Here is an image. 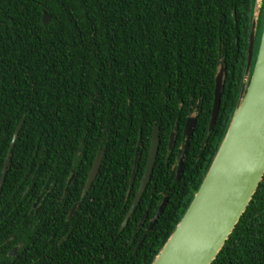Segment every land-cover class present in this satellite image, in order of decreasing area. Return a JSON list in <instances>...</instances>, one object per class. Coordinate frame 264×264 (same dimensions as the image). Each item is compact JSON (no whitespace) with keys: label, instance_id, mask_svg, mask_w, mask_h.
Here are the masks:
<instances>
[{"label":"trees","instance_id":"16d2710c","mask_svg":"<svg viewBox=\"0 0 264 264\" xmlns=\"http://www.w3.org/2000/svg\"><path fill=\"white\" fill-rule=\"evenodd\" d=\"M255 1L0 0V179L24 120L0 193V264L154 262L226 135ZM44 14L52 18L48 26ZM222 67L221 108L209 133ZM190 109L197 124L176 182ZM155 126L161 142L152 179L121 231ZM100 149V171L83 197ZM213 264H264V179Z\"/></svg>","mask_w":264,"mask_h":264},{"label":"water","instance_id":"95a60500","mask_svg":"<svg viewBox=\"0 0 264 264\" xmlns=\"http://www.w3.org/2000/svg\"><path fill=\"white\" fill-rule=\"evenodd\" d=\"M236 18V12H234ZM263 18V23L261 22ZM52 18L43 16L48 26ZM262 24V29H261ZM225 68L222 67L215 87L209 133L216 125L223 96ZM197 118L190 116L184 129L185 146L180 153L176 181L184 173V161L195 133ZM24 120L17 127L11 149L16 145ZM160 127H155L144 176L134 202L122 224L123 231L147 190L156 165L160 147ZM173 142V141H171ZM11 149L0 179V193L3 190L10 160ZM104 158L99 150L89 172L84 188L85 197L97 179ZM139 149L134 162L132 180L138 167ZM264 179V0H256L251 21L248 56L243 84L226 135L219 151L185 215L176 230L152 264H213L224 249L227 241L247 212L255 194ZM74 177L68 183L73 182ZM67 187V189H68ZM169 199L166 198L150 223V232L164 213ZM76 207L70 213L72 218ZM146 233V234H147ZM146 235L139 242L141 248ZM15 248L11 255H16Z\"/></svg>","mask_w":264,"mask_h":264},{"label":"flooded vegetation","instance_id":"af4514ba","mask_svg":"<svg viewBox=\"0 0 264 264\" xmlns=\"http://www.w3.org/2000/svg\"><path fill=\"white\" fill-rule=\"evenodd\" d=\"M190 116H192V117H196L197 118V116H196V113L195 112H193V110L192 109H190L189 110V114H188V118L190 117ZM188 120V119H187ZM186 126V125H185ZM155 127H157V126H155ZM154 127V128H155ZM185 129V128H184ZM171 141H173V142H171ZM183 141H184V145H183V148L178 152V154H177V160H178V165H179V162H180V153L183 151V149H184V146H185V139H184V132H183ZM150 146H151V144H150ZM175 146H176V133L175 132H173L172 134H171V139H170V142H169V147H170V150H174V148H175ZM139 149V148H138ZM150 149V148H149ZM148 155H149V152H148ZM147 160H148V158H147ZM147 164V163H146ZM178 165H177V167H176V169H175V181H176V171H177V168H178ZM146 169V168H145ZM137 171V170H136ZM144 173H145V171H144ZM75 175H73L72 177H74ZM143 176H144V174H143ZM183 176V175H182ZM71 177V178H72ZM143 178V177H142ZM182 178V177H181ZM71 180V179H70ZM69 180V181H70ZM134 180V179H133ZM133 180L131 179V182H133ZM142 180V179H141ZM181 180V179H180ZM179 180V181H180ZM176 182H178V181H176ZM140 183H141V181H140ZM140 187V186H139ZM139 189V188H138ZM66 190H68V189H66ZM137 192H138V190H137ZM137 194V193H136ZM135 197H136V195H135ZM135 199V198H134ZM165 200V199H164ZM134 202V201H133ZM164 202V201H163ZM163 204V203H162ZM161 204V205H162ZM161 205H160V207H161ZM74 207H76V210H77V207H78V204H75L74 206H73V208ZM159 207V208H160ZM73 208H72V210H73ZM76 210H75V212H76ZM159 210V209H158ZM158 212V211H157ZM75 214V213H74ZM157 214V213H156ZM155 214V215H156ZM155 217V216H154ZM154 219V218H153ZM153 221V220H152ZM151 221V222H152ZM150 222V223H151ZM14 251V250H13ZM12 251V252H13Z\"/></svg>","mask_w":264,"mask_h":264}]
</instances>
